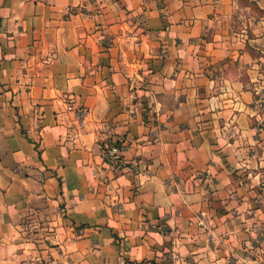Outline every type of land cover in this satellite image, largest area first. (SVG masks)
Instances as JSON below:
<instances>
[{
	"label": "crops",
	"instance_id": "1",
	"mask_svg": "<svg viewBox=\"0 0 264 264\" xmlns=\"http://www.w3.org/2000/svg\"><path fill=\"white\" fill-rule=\"evenodd\" d=\"M263 95L264 0H0V264H264Z\"/></svg>",
	"mask_w": 264,
	"mask_h": 264
},
{
	"label": "built area",
	"instance_id": "2",
	"mask_svg": "<svg viewBox=\"0 0 264 264\" xmlns=\"http://www.w3.org/2000/svg\"><path fill=\"white\" fill-rule=\"evenodd\" d=\"M264 99V95L262 97ZM262 99V101H263ZM121 147L115 144L105 145L104 158L112 165L118 167L121 163ZM116 264H153L146 258H129L125 256H118Z\"/></svg>",
	"mask_w": 264,
	"mask_h": 264
},
{
	"label": "trees",
	"instance_id": "3",
	"mask_svg": "<svg viewBox=\"0 0 264 264\" xmlns=\"http://www.w3.org/2000/svg\"><path fill=\"white\" fill-rule=\"evenodd\" d=\"M106 144H108V145L115 144V145H118L119 147H121V141H119L118 139H115V140L109 139L108 141H106ZM106 144H102V152H103V154H104V151H105V145Z\"/></svg>",
	"mask_w": 264,
	"mask_h": 264
}]
</instances>
